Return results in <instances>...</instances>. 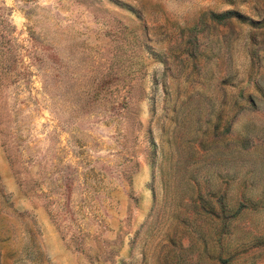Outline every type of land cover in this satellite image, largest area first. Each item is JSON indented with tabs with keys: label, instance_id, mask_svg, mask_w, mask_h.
Instances as JSON below:
<instances>
[{
	"label": "rangeland",
	"instance_id": "obj_1",
	"mask_svg": "<svg viewBox=\"0 0 264 264\" xmlns=\"http://www.w3.org/2000/svg\"><path fill=\"white\" fill-rule=\"evenodd\" d=\"M0 264H264V0H0Z\"/></svg>",
	"mask_w": 264,
	"mask_h": 264
},
{
	"label": "trees",
	"instance_id": "obj_2",
	"mask_svg": "<svg viewBox=\"0 0 264 264\" xmlns=\"http://www.w3.org/2000/svg\"><path fill=\"white\" fill-rule=\"evenodd\" d=\"M235 12L233 11H226V12H209L208 16L217 23H223L227 21L228 19L232 18L234 16Z\"/></svg>",
	"mask_w": 264,
	"mask_h": 264
}]
</instances>
